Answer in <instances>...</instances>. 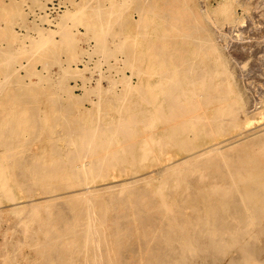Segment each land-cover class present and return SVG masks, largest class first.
Masks as SVG:
<instances>
[{
  "label": "bare ground",
  "instance_id": "obj_1",
  "mask_svg": "<svg viewBox=\"0 0 264 264\" xmlns=\"http://www.w3.org/2000/svg\"><path fill=\"white\" fill-rule=\"evenodd\" d=\"M51 1L0 0V264H264L238 0Z\"/></svg>",
  "mask_w": 264,
  "mask_h": 264
},
{
  "label": "rangeland",
  "instance_id": "obj_2",
  "mask_svg": "<svg viewBox=\"0 0 264 264\" xmlns=\"http://www.w3.org/2000/svg\"><path fill=\"white\" fill-rule=\"evenodd\" d=\"M65 1L66 0H52L51 2H47L46 4L48 12H46L49 13L52 18H54L56 14H60L62 11H64L63 9H65L66 6L61 5V3H64ZM219 1L221 0H206V5L209 8H214ZM238 2V7H235L234 9L235 22L230 25L224 33H217L213 30V35L214 40L216 43H218L222 54L224 55V57H226L225 59L227 61L228 70L231 76H233V83L235 81L237 86H234L235 90L236 92L238 91L239 93H241H238V96L240 95L241 98L243 97L242 99H240L242 100L244 113L246 111L245 114L247 116H252L260 110V107L262 105H264V0H238ZM199 6L202 7L201 4H199ZM28 9V6L24 7L25 12L28 14V24H30L31 22H36L35 24H38V27H48L47 23L41 22L40 19H35V17L33 16L34 13H38L37 9H29V12ZM33 18L35 21L33 20ZM236 21L238 23H236ZM234 24L237 27H234ZM17 27L15 31H17L19 35H23L25 34L24 32L28 31V34L36 36L35 32H33L31 29ZM51 29L53 30L54 28L51 27ZM81 32L83 33L84 31L81 30ZM234 32L235 35L237 34V36L234 35ZM227 33H229V35ZM223 51H226L228 54ZM23 64L24 66H26L25 62ZM37 68L38 70H40L39 66ZM55 69H57L56 66H53L51 72L56 71ZM104 83L105 81L103 82V85L105 86L106 83ZM70 85H73V82H70ZM76 94L79 95L80 91L77 90ZM259 99L262 101H260ZM248 113L250 114L248 115ZM263 125L264 121L261 122L258 120L256 125H254L253 127H264Z\"/></svg>",
  "mask_w": 264,
  "mask_h": 264
}]
</instances>
